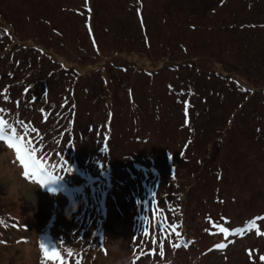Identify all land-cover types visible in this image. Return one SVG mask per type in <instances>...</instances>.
<instances>
[{
  "label": "rangeland",
  "instance_id": "1",
  "mask_svg": "<svg viewBox=\"0 0 264 264\" xmlns=\"http://www.w3.org/2000/svg\"><path fill=\"white\" fill-rule=\"evenodd\" d=\"M200 10L209 14L197 15ZM194 13L202 25L192 29L195 21L186 20L185 14ZM233 22H239L238 30L233 29ZM250 22L263 28L256 26L255 35L246 33ZM0 24L9 29L13 45L41 46L62 70H76L81 75L74 83V99L68 100L75 103V115L62 114L70 120L60 121L56 127L43 119L37 127L40 132L31 129L30 138L21 128L35 120L42 122L47 114L43 116L24 98L27 90L22 82L17 87L10 83L12 88L0 84V94L4 88H21L15 96L22 106L11 130L27 139L35 156L61 183H41L39 173L26 177L15 150L6 139L0 140V264H56L52 260H59L45 256L41 243L60 253L62 244L82 238L98 241L94 253L87 249L84 258L77 259L82 264H115L122 257H132V264H149L145 260L154 258L151 264H189V257L196 256L200 264H264L260 259L264 256V234H257L264 233V119L259 122L254 117L257 110V115L264 117V96L257 90L254 96L239 91L244 99L239 96L236 101L246 102L248 118L243 113L235 115V121L224 129V139L216 144L209 139L210 127L216 125L215 120H209L211 115L206 110L200 114L183 112V120L188 121L183 124L180 107L171 96V84L181 83L193 72L185 73L183 66L179 76L171 67L168 71L150 66L164 55L165 44L176 40L187 45L185 54L192 61L200 53L215 54L219 67L227 65L233 69L232 76L250 85L234 68L243 71L247 64L241 58L246 55L239 49L240 41L252 44L248 57L264 55V50L257 51V44L264 41V0H0ZM232 29L237 30V38L230 35ZM10 37L0 33L3 42H10ZM31 56L25 49L11 53L9 60L2 56L0 75L9 71L11 59L17 58L23 65L40 63L41 59L30 61ZM105 60L113 64L109 69L91 71L102 67ZM136 62L152 74L139 69ZM260 66L261 70L248 71L258 85L264 84V61ZM23 68L16 79L27 73L28 66ZM158 68L162 70L159 73L155 71ZM64 76L67 86L66 73ZM70 77V81L75 78ZM198 84L206 87V83ZM57 92L48 98L43 94L46 110L53 105L67 108L60 105L66 94ZM7 95V100L0 95V112L8 114L3 115L4 120L11 124L10 107H15L17 100ZM41 95L29 94L37 99L36 104ZM159 101L163 106L155 109ZM216 108L217 114L232 110L218 104ZM228 118L216 116L217 127L228 124ZM189 138L190 142L193 139L188 148L191 159L173 157ZM71 139L75 142L71 145L78 147H70L73 155L66 158L65 143ZM105 152L112 154L109 170L103 163ZM155 162L164 177L170 170L176 172L173 179L187 189L182 225L167 227L168 207L159 204L155 227L162 222L167 228L160 231L158 243L137 227L141 205L131 199L139 187L156 190L171 185L169 180H158L161 174L155 177ZM85 212L97 220L92 232L80 228ZM182 238L188 243L186 247ZM217 244L225 247H214ZM142 245H153V255L151 251L144 255L135 252Z\"/></svg>",
  "mask_w": 264,
  "mask_h": 264
},
{
  "label": "trees",
  "instance_id": "2",
  "mask_svg": "<svg viewBox=\"0 0 264 264\" xmlns=\"http://www.w3.org/2000/svg\"><path fill=\"white\" fill-rule=\"evenodd\" d=\"M247 1V3L250 2V0H245ZM185 13V10H182ZM197 15H203L204 17H206L209 13H207V11L204 12V14L202 13V10H200V12H197ZM200 13V14H199ZM196 15V13L194 14H185L186 20H192L195 22L191 23V27L192 29H195L197 27H200L199 25H202V23L199 24V22L202 21L201 18H199ZM234 17H237L236 15H234ZM238 18V17H237ZM233 29H237L236 25L239 27V22H233ZM197 25V26H196ZM261 24L259 23H249L248 27H246L248 32H251L252 35H255V33L253 32V29L256 28V26L263 28V25L260 26ZM187 27V26H186ZM189 27V26H188ZM232 29V30H233ZM229 31L231 36L236 35L237 38V34H235L237 32V30H233V31ZM0 33H1V37H10V32L9 29L7 27H5L4 25L0 24ZM246 38L248 37V35H245ZM4 39H0V48H2L0 50V58H3L2 56L6 57L9 60V55L11 53H18L19 49H25L28 50L29 52H31L33 54V57L31 56V60H36L38 59L40 61V63H35L33 64V62H29L27 63V65H23L22 63H20L19 59H11V66L10 69L7 73H5L4 75H0V84L1 85H5L8 84L11 87V84L16 85V87L21 84V82L23 83L25 87V99H29L27 101H29L28 103H31L32 106L35 105L36 107H34L35 110L42 112V115L46 116L42 117V122L37 123V120H35L33 123L30 122L29 125L21 128L23 129L27 135L31 136V134L29 133V131L31 129H33L34 132L38 133L40 132L39 129H37V127H40V124H43V119L46 120V123L49 126H53L56 127L57 124L61 121V122H65L66 120H70L68 118H65L66 116L62 115L64 113H68L69 115H71L72 117L75 115V103L71 102L69 103L68 100H73L74 98H72L73 93V88L76 86L74 85V83H76L77 79L79 77H81V75H79L78 71L73 70V72H68L65 70H62L61 67H59L57 65V63L55 62V60L45 54V50L41 53L39 52L36 47L34 45H26L24 43L20 44V45H13L14 44V39L13 37H10V42L6 41L3 42ZM3 42V43H1ZM13 42V43H12ZM264 41L259 42V44H257V51L261 52L264 50V45H263ZM167 47L165 49H162L163 54L162 56H160L158 59L155 60V65H154V61H151L150 66L152 67H159L161 69H167L168 71L170 70V67L172 70H175V72H177L180 76V73H182V68L183 66L185 67V73L187 72H193V75H188L186 78L181 79V83L178 84H171L173 86V91H172V98L175 99V102L178 103L180 110H181V116H182V120L184 118L183 112L187 113H198L200 114L202 110H206V112H208L211 116H209V120L213 119L212 121H216V125L214 124V126L210 127L209 132H211L210 134V140L216 142V144H219V142H222V139H224L225 136V132L224 129L228 128V125L231 122H234L235 119H233V117L237 114L243 113L246 114L245 117H247V113H245L247 111V107L246 102L241 101V102H237V97L241 96L239 91H241L242 93L245 94H249L250 96H252L254 93V91L257 90L258 94H261L264 96V84H260L258 85V81H254V79L256 77L250 76L251 73H249L250 71L253 72L252 70H254V72H256V70H261V63L262 61H264V55L262 54H255V56H253L255 58V60L253 59V57H248V54L250 53V46H252V44L250 45L247 42H243L240 41L239 45L240 48L245 51V55L246 57H241L243 60H245L247 62V64H245L243 71H237V69L239 68H234V70H236L235 72H239L241 73V78L247 77L248 83L250 85L246 86L243 85L239 79L235 78L233 75V69H229V67L225 64H221V66H218V61L215 58V54L214 55H204V54H199V55H195V57H197L198 61H200V63H196L197 60L194 58L195 61H192V58L190 59V57L188 58L186 56L187 51L189 50L187 45H185V43L180 45V41H176V40H172L171 44L167 43L165 44ZM5 46H7V50H5L4 48H6ZM24 47V48H22ZM247 51V52H246ZM100 55L102 54V51H98L97 52ZM119 53V52H117ZM186 53V54H185ZM214 53V52H213ZM97 54V55H98ZM115 52L111 53L110 56L113 58L114 57ZM244 54V53H243ZM220 55V52H219ZM49 56V57H48ZM99 56V55H98ZM194 56V55H193ZM5 58V59H6ZM111 58V59H112ZM127 58V57H126ZM46 60V62H45ZM128 58L126 60H124L125 62H127ZM206 61V63L204 61ZM37 61V60H36ZM14 62V64L12 63ZM134 63V61L132 62V64ZM143 63V62H142ZM64 66V63H62ZM112 64V62L110 60H105L103 62L102 67L99 66L97 68L92 69L91 71H100L102 72L105 69H109L110 65ZM136 64H138L136 62ZM113 65V64H112ZM134 65V64H133ZM145 65V64H142ZM27 69V73L24 74L23 78L19 80V78L16 79V74L18 71H21V69H24L23 67H26ZM139 67V64L137 65ZM112 67V66H111ZM142 67V71L146 70L148 73H150V75L152 74V72H150L149 70L143 68L145 66H141ZM139 67V69L141 68ZM12 68V69H11ZM14 70H17L16 73L13 72ZM145 71V72H146ZM155 71H157L158 73L162 70H158L156 69ZM249 71V72H248ZM64 73H66V77H68V85L66 86V84H63L65 78ZM224 73L228 74V78L225 79L224 77ZM74 75L75 78L71 79L72 81H70V75ZM225 74V75H226ZM229 81L227 83L223 82L225 80ZM202 82V83H206V87H199L198 83ZM223 84V85H222ZM226 84V87H225ZM28 86V87H27ZM1 88V87H0ZM213 88V89H212ZM21 89L20 87L15 89V91H13L11 89V91H9L8 89L4 88L2 90V93L0 94L4 100H7L6 98H8V95H12L11 98H15L17 100V104L15 107H10V112H11V124L7 123L4 120V116L3 115H8L6 112L3 113V111L0 112V119H3L5 121V135L6 136H11L12 133V125H15V117H16V112H19L18 109H20V106H22L19 102V97H16L15 95L18 94L20 92ZM223 89V90H222ZM18 90V91H17ZM53 90V91H52ZM252 90V91H251ZM55 91H58L59 94H66L67 98L65 99L64 96H62L64 98V100L60 103V105H67V108H58L55 105H53L52 107H48V110L45 109L44 107V95L48 96H52L54 94ZM31 92H36V93H42V95L40 96V98L38 99L39 102L38 104H36L37 99L34 96H29V94H31ZM57 92V93H58ZM158 93V92H157ZM33 94V93H32ZM159 94V93H158ZM34 95V94H33ZM243 95V94H242ZM65 96V97H66ZM254 96V95H253ZM243 99L244 97L241 96ZM43 101V102H42ZM46 101V100H45ZM69 103V104H68ZM222 106L224 105L227 106V108L232 109L231 111L229 110H223L221 111V114H217L218 110L216 108V105ZM203 108H201V106ZM163 105L162 103L159 101L157 102V104H155V109L157 108H161ZM264 106V104H263ZM32 107V108H33ZM12 108V109H11ZM64 109V110H63ZM226 109V108H225ZM264 111V108L262 109ZM238 112V113H237ZM72 113V114H71ZM255 113V120L261 122L264 117L263 115L258 114V110L254 112ZM221 115L223 118L225 115L229 116L230 118H228L230 121H226L228 122V124H226L224 127H217L219 126V120H216V116ZM51 117V119H50ZM56 117V118H55ZM55 118V119H54ZM227 120V119H226ZM27 121L23 122L26 123ZM187 124L188 121L183 120V124ZM54 136V133H52ZM51 134V135H52ZM16 137L20 138L22 137L24 140V144H25V150H31L27 139L20 135V134H16ZM50 135V136H51ZM56 135L60 138V136H62L60 133ZM114 136V135H113ZM109 139H112V133L110 132L109 134ZM2 140V139H0ZM44 140V138L42 137L39 140V143H41V141ZM190 138L189 141L183 142L180 145V148L178 150V152L173 156V157H178L179 159L182 160H190V152L191 149L188 150L189 148V144L193 141L190 142ZM114 141V140H113ZM74 142V140H70L68 142L65 143L66 147H68L67 152L65 157H71L73 154H69L70 147H78L77 145H71ZM75 143V142H74ZM61 146V144L59 145ZM91 146V145H90ZM109 149V146L106 145L105 146V151H107ZM75 152V151H74ZM98 152V151H97ZM109 152V151H107ZM105 152L104 156H105V161H103V163L105 162L107 164V166H105L106 170H109L110 167L113 165V161H112V154ZM31 153L33 155V157L36 159L37 163H39L41 165L42 168L47 169L40 159H38L35 154L32 152ZM128 158V157H127ZM150 166H152V161L151 158L148 159ZM219 171V170H218ZM221 171V168H220ZM176 172L170 170V172L167 173V177H164L165 175L163 174V172H161L159 170V167L157 166V163L155 162V177L159 176L158 180H162L165 179L166 181L169 180L171 183V185L169 187H167V189H161L160 187L158 189H153L150 190L146 187H142L138 190H136L132 196L131 199H134L135 202L139 203L141 205V213L139 216H135L136 217V221L139 218V221H137V224L140 229H142V233H146L148 238L151 239L152 241L155 243H158L160 240V231L165 230L168 226H171L172 224H174L175 226L178 225H182L183 223V215H184V211H185V200H186V196H187V189H183V187L180 186V184L176 181V179L174 180V176H176L175 174ZM152 177H149L148 180H151ZM175 181V182H173ZM156 183V182H155ZM173 185V186H172ZM182 188V189H181ZM164 190V191H163ZM157 193H161L158 198H157ZM156 201H160V202H156ZM165 204V208L168 207L167 213L168 215L165 217L166 222L170 221V223L166 226H164L161 223L158 224V228L156 229L155 227V217L158 215L157 212L159 213V211H157V209H159V204L160 203ZM137 206V205H136ZM137 210L139 211V205L137 206ZM163 210V209H162ZM161 210V211H162ZM175 216V219L173 218ZM134 217V218H135ZM81 218L84 220L82 221V223L80 224V228H83L85 230L83 231H87L88 229L90 230V232L94 231L93 230V225L95 224V216L94 215H90L88 216L87 213H82ZM163 219V220H165ZM174 219V220H173ZM97 221V220H96ZM139 222V223H138ZM132 223V221H131ZM178 224V225H177ZM131 227V224H129ZM139 229V230H140ZM156 229V230H155ZM81 231V232H83ZM77 232V231H76ZM80 231H78L79 233ZM88 232V231H87ZM89 232V233H90ZM180 232L177 230V233ZM76 234V233H75ZM61 239L64 240L66 239V235H62ZM77 242H73L72 244H68V243H64L61 245V251H60V255L62 256L61 259H59V263L56 260H52L54 261L56 264H82V261H78V258H84V255L87 252H95L97 245H98V241L96 240H92L91 241L87 240L85 241L84 238H82L81 240H76ZM133 250H135V248L132 247ZM139 250V254H146V251H151L152 255L153 252H155V247L153 245L150 246H146V245H142L136 248L135 252ZM151 257V255H150ZM147 263L151 264L152 261L155 262V258L151 259V260H145Z\"/></svg>",
  "mask_w": 264,
  "mask_h": 264
},
{
  "label": "snow or ice",
  "instance_id": "3",
  "mask_svg": "<svg viewBox=\"0 0 264 264\" xmlns=\"http://www.w3.org/2000/svg\"><path fill=\"white\" fill-rule=\"evenodd\" d=\"M5 121L3 119H0V139H6L9 143V146L12 147L17 155V159L21 163V165L24 168V175L26 177L35 175L36 173H39L40 175V182L45 183L47 180H51V176L47 173L46 169L42 168L39 163H37L36 159L33 157L31 150L25 151V144L24 140L22 137L18 138L15 135V129L12 130V135L11 136H6L5 135ZM29 169H32L34 171H29ZM222 231H227V229H222ZM257 234H264V233H259ZM179 235V234H177ZM181 245L174 244V247H180ZM185 247L187 245H184ZM42 251L44 252L45 256H49L50 258L53 259H61V256L58 252L55 251L54 248L51 247H45L43 243L40 245ZM214 247L216 248H223L225 247L224 244H217ZM251 257L252 255V250H246ZM161 255H163V251L161 250ZM260 259L264 261V256H261Z\"/></svg>",
  "mask_w": 264,
  "mask_h": 264
},
{
  "label": "clouds",
  "instance_id": "4",
  "mask_svg": "<svg viewBox=\"0 0 264 264\" xmlns=\"http://www.w3.org/2000/svg\"><path fill=\"white\" fill-rule=\"evenodd\" d=\"M132 261V257H122L121 259L117 260L115 264H132ZM189 264H200V257H189Z\"/></svg>",
  "mask_w": 264,
  "mask_h": 264
}]
</instances>
